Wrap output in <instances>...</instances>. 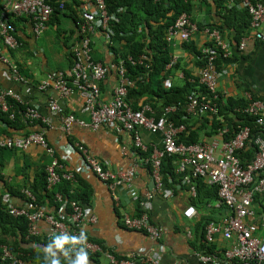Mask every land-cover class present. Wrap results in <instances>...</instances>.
Listing matches in <instances>:
<instances>
[{
    "label": "crops",
    "instance_id": "1",
    "mask_svg": "<svg viewBox=\"0 0 264 264\" xmlns=\"http://www.w3.org/2000/svg\"><path fill=\"white\" fill-rule=\"evenodd\" d=\"M4 1L0 0V13L3 11ZM191 1L193 4L191 17L198 31L193 33L189 40H183L178 34L172 37L168 35L172 53L170 59L174 60V63L167 64L162 74L147 77L146 82L151 83L146 88V93L142 97L133 98L132 105L141 109L149 106L151 110L148 114L155 119L163 116L166 107L173 104L165 105L157 95L160 81L166 88L172 85L182 86L187 82L196 83V78L200 76V62L203 60L202 55L197 52H202L203 46L210 42L211 38L205 28L211 26L219 28L224 39L230 44L228 56L217 58L219 70L217 91L223 96L224 103L232 98L240 102L243 100L248 106L252 100H259L264 104V45L252 37L254 30L251 27L250 13L243 10L245 7L233 5L229 0L225 1L224 7L219 6L217 0ZM260 1L264 5V0ZM61 2H67V7L53 14L46 29L40 35H35L33 22L28 16L14 17L16 36L20 40L17 48L9 49L0 36L1 52L9 56L12 63L6 64L0 60L1 85L13 90L25 103L37 107L42 115L49 117L50 125L46 127L40 121L35 123L17 121L14 127L8 128L7 124L0 120V135L22 136L31 131L46 128L47 139L51 145L55 146L60 156L64 155L65 151L59 143H66L68 139L80 141L103 166L113 171H125L135 167L131 191L143 198L153 189L154 181L150 167L143 163L138 153L133 132H117L108 125L93 128L90 125L91 117L85 110L84 98L73 85H71L72 91L67 95H62L54 88L42 90L39 87L41 81L50 75L58 77L69 74L73 67L71 47L81 37L75 17L94 8L93 0H61ZM225 6L229 8L235 6L236 15L229 12ZM7 16L13 17L9 14ZM244 36L249 37H247L245 48L240 49L239 42ZM107 41V37L100 32L92 34L93 58L109 67L106 77L100 82L101 97L104 101L112 98L113 91L120 81L118 65L121 55H118ZM11 65L17 67L25 80L20 81L14 77ZM51 99H55L63 107L64 113H73L84 123L76 121L71 134L66 135L62 129V115L52 113L49 108ZM173 106L175 108L167 113L168 116L179 111L177 105ZM205 113L206 111H203L188 117L190 130L200 134V141H217L215 154L220 157L225 139L222 135L224 128L217 134L207 136V132H212L213 114ZM231 115L235 117L236 113L231 112ZM17 125L19 127H16ZM262 128L264 130V125ZM225 129H228V126H225ZM140 135L144 143L152 149L162 147L164 143V134L161 131L141 128ZM243 149V156L247 161L256 155L253 138L247 140ZM51 160L52 157L45 148L39 145H32L25 150H0V199L9 194L11 203L23 204L26 200L25 189H31V186L41 179ZM63 162L67 170L74 169L80 163V155L73 153ZM79 177L80 180L73 181L72 192L76 194L78 191H86L88 200L82 203L98 218L96 223H88L86 230L92 238L102 242L109 250H113L119 258L128 257L137 250L146 249V251L153 250V256L158 257L165 264H242L226 256L227 249L236 243V238L224 237V226L235 214L224 203L214 200L206 208L199 206V209L195 206L196 215L188 218L184 215V210L191 205V193L186 185L177 183L172 196L156 195L149 202V211L152 219L166 229L162 238L165 250L161 252L158 241L143 231L129 229L124 225L122 216L125 212L132 215L139 212L137 211L138 201L132 199L125 185L111 189L94 173H82ZM43 205L49 212L57 211L55 205L49 201ZM252 209L253 214L246 220L257 223L259 225L257 234L264 237L262 225L264 194L253 200ZM205 218H209V223L214 221L221 224V230L214 233L209 243L215 246L216 251V254L212 253L216 259L210 262H205L201 258L205 250L201 246L202 239L196 226ZM37 228L39 233H47L49 223L42 219L37 223ZM1 234L0 231V237ZM98 256H100L101 264L109 263L104 254ZM89 264H96V262L89 260Z\"/></svg>",
    "mask_w": 264,
    "mask_h": 264
},
{
    "label": "built area",
    "instance_id": "2",
    "mask_svg": "<svg viewBox=\"0 0 264 264\" xmlns=\"http://www.w3.org/2000/svg\"><path fill=\"white\" fill-rule=\"evenodd\" d=\"M248 9L251 15V27L254 30L253 36L264 45V5L260 0H229ZM2 13H0V36L9 49H15L20 45L16 36V27L9 20L8 14L13 17L28 16L33 22L35 35H40L47 27L53 14L54 8L47 0H5ZM119 7L116 13L124 11ZM116 13H110L106 0H94V8L91 11H84L83 20L79 21L81 32L80 40L71 47L73 56V67L69 74L55 77L50 75L41 81L40 89L54 88L62 95L69 94L73 87H77L85 101V110L91 117L90 125L98 128L101 125H108L117 132L129 131L135 135V144L142 151H147L149 146L144 143L140 129L146 128L151 131H161L164 134L162 147H154L149 156L141 155L145 165L151 170L154 181L152 190L141 198L139 194L131 191L135 175V167L128 170L113 171L98 161L91 151L80 141L68 139L66 143H59L64 149V155L57 153L55 146L51 145L46 136V128L34 130L25 135H0V149L25 150L32 145H39L52 157L51 163L47 166V187L50 189L63 180L74 181L77 175L82 173H94L102 181H105L111 189L119 185H125L133 200L138 201L139 212L132 215L125 212L122 216L124 225L133 230L143 231L152 239L159 242V250H165L162 242L166 229L155 222L149 211V202L158 194L166 196L173 195V189L166 187L161 172L162 159L165 155H175L179 162L177 172L182 175L183 184L187 185L191 196L197 195V187L194 182L196 177H204L208 184L217 185L219 188V202L226 204L235 214L230 217L223 229L225 238H236V243L229 247L226 256L242 264H264V237L257 232L259 225L249 222L246 218L253 214L252 202L256 192L264 194V135L257 134L252 137L250 126L239 129L232 139H224L221 156L217 157L215 151L217 141L213 142H192L184 143L178 140V136L184 130V123L176 124L168 112L174 110L173 105L165 109L163 116L155 119L148 113L150 107L135 108L129 100V89L133 81L127 75L126 59L121 57L118 65L119 83L113 91L109 101H104L101 94L100 82L106 77L109 67L92 56V34L97 29L110 30L109 21L117 19ZM198 31L196 23L191 15L182 13L168 29L169 37L180 35L183 40H189L193 33ZM211 38V44H205L202 49L204 63L200 69V82L205 84L212 97L200 99L199 95L186 106V116L196 115L201 111L218 112L220 103L218 100L217 85L219 70L217 68L218 51H224L228 56L230 44L224 39L221 30L217 27L205 28ZM249 36H244L239 42L240 49L246 46ZM110 44L113 43L110 40ZM150 56L146 53L140 54L137 58L128 56L127 61L135 64L148 65ZM0 60L6 64H12L9 56L3 55L0 49ZM170 61L168 65H172ZM14 77L20 81L25 80L19 73L16 66L11 65ZM250 96V94H248ZM21 105L22 115L26 122L35 123L40 121L46 127L50 125V119L42 115L39 109L24 100L13 90L4 88L0 83V111L8 113L14 119V105ZM49 108L52 113L62 115V129L66 135L72 132L73 124L80 121L73 113H64L63 107L51 99ZM257 115V123L264 125V104L259 100H252L246 109ZM84 123V121H80ZM228 129L222 130V135ZM253 138L256 146V155L247 163L242 162L239 151L242 150L247 140ZM73 153H79L80 163L74 169L67 170L63 161L67 160ZM25 202L21 205L11 203V196L6 194L0 201L4 202L13 216H25L29 222V234H46L49 237L64 236L68 239V248L72 252H87L93 255L104 254L108 264H165L158 257L153 256V250L140 249L128 257L119 258L113 250H109L102 242L93 239L86 230L88 223H96L98 218L95 213L87 209L85 205L76 199L68 201L61 193L56 194V201L60 207L56 212H49L44 205L39 204L36 195L25 189ZM118 197V196H117ZM197 209L191 204L184 210V215L192 218L196 215ZM45 219L49 223L47 233H39L37 223ZM225 221V222H226ZM221 224L214 221L209 223L206 232V241L210 242L213 235L221 230ZM262 225L264 226V217ZM190 232V231H189ZM86 237V239H84ZM81 255V254H78ZM205 262L214 261L216 257L212 254H202ZM10 260V264H22L23 261L10 251L7 245L3 246V260Z\"/></svg>",
    "mask_w": 264,
    "mask_h": 264
},
{
    "label": "trees",
    "instance_id": "3",
    "mask_svg": "<svg viewBox=\"0 0 264 264\" xmlns=\"http://www.w3.org/2000/svg\"><path fill=\"white\" fill-rule=\"evenodd\" d=\"M47 1L54 8L53 14L67 7V2L62 3L61 0ZM225 1L226 0H217L216 2L219 6L224 7ZM106 2L110 13H116L119 7L125 8L124 11L115 14L117 19L113 18L109 21L110 30L99 28L96 32L105 35L108 39L107 42L109 46L114 49L118 55L126 59L125 66L127 75L133 81V85L129 89V100L131 102L136 96L142 97L146 93L145 90L151 83L146 82L147 77L156 74L159 75L165 71L167 64L171 61L170 57L172 55L168 38V29L182 13L186 12L191 15L193 4L191 0H106ZM225 8L236 15L237 11L235 10V6L231 8L225 6ZM243 10H246L248 13L247 8ZM8 18L16 25V19H14V17L10 18L8 16ZM75 18H77L79 22L83 20L85 16L76 15ZM211 28H213V26H211ZM109 39L112 40L113 43L110 44ZM208 44H211V42ZM142 53H146L150 56L148 65L140 63L133 64L127 61L128 56L131 55L137 58ZM197 53L203 55L200 51ZM223 55L224 51L219 50L218 56L220 58L226 57ZM203 63L204 59L200 62V67H202ZM200 80L201 77L199 76L196 78V83L194 84L187 82L182 86L172 85L170 88L164 87L161 81L158 85L157 95L164 104L177 105L179 108V111L171 115V119L176 124L184 123L186 125V130L178 136L180 142H203L200 141V134H197L194 130H190V125L187 121L188 117H185L186 106L194 96L199 95L200 99L213 96L209 93L206 85L201 83ZM218 100L220 103L218 113L206 111V113L210 115L213 114L211 120L212 132H207V136L219 133L225 126H228L227 132L223 135L226 140L236 136L239 129L244 126L251 127L252 137L257 134L264 135L263 125L257 123V115L246 110L248 107L246 102L243 100L240 102L237 99L229 98L224 103L221 94H219ZM23 108L24 107L21 105H14L12 109L15 112L14 119L10 118L8 113L0 111V120L5 122L8 128H11V126L14 127L17 121L26 122L22 115ZM231 112H235L236 116L233 117ZM201 113L203 112L201 111ZM190 116H193V114L189 115V117ZM207 122H210V120ZM16 127L19 126L17 125ZM137 150L139 154L146 156L151 155L153 151L152 147H149L147 151H142L140 148H137ZM243 150L244 149L239 151V157L244 164L250 160H245ZM178 162L179 159L175 155H165L162 159L161 172L163 181L166 187L171 189H175L177 183L185 185L182 182V175L177 172ZM76 180H80L79 175H77ZM194 182L197 187V195L191 196V204L198 208L199 206L206 208L210 202L219 200V188L217 185L208 184L207 180L202 176L194 178ZM36 183L31 186L30 190L36 195L39 204L43 205L45 202L49 201L51 204L55 205L56 210L60 207V204L56 201V194L58 192L63 194L68 201L73 199L81 202L88 200L86 191H78L76 194L72 192L73 181L63 180L49 189L47 187V172L44 173L41 179L37 180ZM262 194L263 193L256 192L254 199L260 198ZM137 211H139V207ZM209 222V218H205L201 220V222L199 221L196 226L200 231L202 239L201 246L205 250V253L216 254L214 250L215 246L206 241V227ZM28 229V219L25 216H13L5 203L0 201V231L2 233L0 237V264L11 263L9 259L3 260L4 245L8 246L14 256L23 261L22 264H76V261L79 259L76 256L85 253L87 254L88 264L89 260L95 261L96 264H101V260L99 259L100 256L98 255L87 252L70 251L67 237H49L46 234L30 235ZM58 242H64L62 247L58 246Z\"/></svg>",
    "mask_w": 264,
    "mask_h": 264
},
{
    "label": "clouds",
    "instance_id": "4",
    "mask_svg": "<svg viewBox=\"0 0 264 264\" xmlns=\"http://www.w3.org/2000/svg\"><path fill=\"white\" fill-rule=\"evenodd\" d=\"M86 239V237H84ZM64 242H58V246L62 247ZM76 264H88V258L87 254H83L79 257V259L76 261Z\"/></svg>",
    "mask_w": 264,
    "mask_h": 264
},
{
    "label": "water",
    "instance_id": "5",
    "mask_svg": "<svg viewBox=\"0 0 264 264\" xmlns=\"http://www.w3.org/2000/svg\"><path fill=\"white\" fill-rule=\"evenodd\" d=\"M49 250H50V249H49ZM80 256H81V255H77L76 257H78V258H79Z\"/></svg>",
    "mask_w": 264,
    "mask_h": 264
},
{
    "label": "rangeland",
    "instance_id": "6",
    "mask_svg": "<svg viewBox=\"0 0 264 264\" xmlns=\"http://www.w3.org/2000/svg\"><path fill=\"white\" fill-rule=\"evenodd\" d=\"M52 57V56H51Z\"/></svg>",
    "mask_w": 264,
    "mask_h": 264
}]
</instances>
